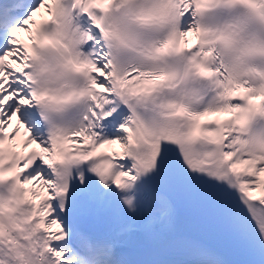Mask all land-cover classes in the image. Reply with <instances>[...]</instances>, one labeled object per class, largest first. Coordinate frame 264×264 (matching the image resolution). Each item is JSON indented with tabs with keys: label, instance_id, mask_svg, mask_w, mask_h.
Listing matches in <instances>:
<instances>
[{
	"label": "snow or ice",
	"instance_id": "6c2138e0",
	"mask_svg": "<svg viewBox=\"0 0 264 264\" xmlns=\"http://www.w3.org/2000/svg\"><path fill=\"white\" fill-rule=\"evenodd\" d=\"M0 264H264V0H0Z\"/></svg>",
	"mask_w": 264,
	"mask_h": 264
}]
</instances>
